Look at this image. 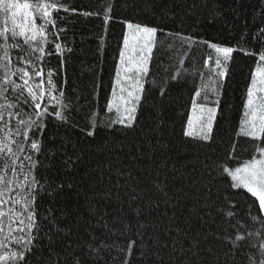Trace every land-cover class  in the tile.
Instances as JSON below:
<instances>
[{
  "label": "snow or ice",
  "instance_id": "snow-or-ice-1",
  "mask_svg": "<svg viewBox=\"0 0 264 264\" xmlns=\"http://www.w3.org/2000/svg\"><path fill=\"white\" fill-rule=\"evenodd\" d=\"M210 4L208 24L223 22L220 0ZM116 6H106L105 32ZM259 13L264 22V0ZM97 15L67 0H0V264H264V27L252 36L259 46L252 51L124 20L105 105L113 115L89 113L80 127L73 114L86 97L67 87L74 51L67 35L70 17ZM98 40L102 60L106 41ZM202 46L216 53L211 67L195 59ZM237 50L257 66L227 159L217 160L212 145L227 119L222 92ZM53 56L56 68L48 66ZM188 84L180 137L207 147L203 160L198 155L183 171L175 163L140 169L136 156L128 167H89L82 144L117 125L136 131L145 112L163 130L179 102L172 89ZM100 87L98 80L94 99Z\"/></svg>",
  "mask_w": 264,
  "mask_h": 264
},
{
  "label": "trees",
  "instance_id": "trees-1",
  "mask_svg": "<svg viewBox=\"0 0 264 264\" xmlns=\"http://www.w3.org/2000/svg\"><path fill=\"white\" fill-rule=\"evenodd\" d=\"M67 2L78 10L99 13L88 18L70 17L75 23L67 39L74 51L69 54L70 58L66 65L67 87L69 91L75 89L76 95L82 94L86 97L79 101L77 111L73 114L80 127L88 123L89 113H98L99 120H107L113 115L106 111L105 105L111 93L115 58L118 57V48L126 30L124 20L159 26L172 32L181 31L187 34L198 32L203 38L224 46L234 48L238 46L239 49L252 51H259L257 41L253 40L252 36L264 27L259 13L260 0H241V4L235 3L234 0H220L224 9L223 22H214L211 25L205 19L207 10L204 7L206 4L212 6L210 0H147L153 5L148 9L145 8L146 0H135L136 6H133V0H127V7L123 6L125 0H116L117 6L112 10L113 18L109 21L106 32L103 14L112 0H67ZM194 3L196 7H193ZM232 9L236 11L233 12ZM198 22L199 27H193ZM244 33H247L246 38L241 40V35ZM101 35L106 41L102 60L97 52L98 37ZM160 39L163 41L166 38L161 36ZM215 55L214 50L203 46L195 51V59L201 68L205 60L211 67L213 61L209 57ZM233 57L230 65L231 75L225 78L222 92V106L227 119L221 121L220 131L216 134V143L212 145L216 150L214 159L217 160L227 159L232 132L238 127L246 89L250 84L251 74L257 66V58L245 55L244 51H235ZM58 64L59 61L55 56L49 58V67L56 68ZM98 80L101 87L98 89V97L94 99L93 89ZM191 94V84L184 88L172 89L173 99L178 97L179 102L171 105L175 111L167 113L168 122L163 126V130H157L149 113L145 112L136 131L125 132L117 125L107 132H102L101 138L97 141L82 144L81 147L87 153L89 167L107 166L108 163L128 167L132 163V156H136L138 159L135 163L140 169L163 166L164 163L170 168L175 163L177 168L183 171V164H189L190 167L198 163L196 160L198 155L203 160V154L209 152V149L207 147L201 149L194 143L189 146L188 141L181 140L180 137V113L184 112L186 107H190ZM164 144H168L169 147L165 149ZM152 148L155 149L154 152L151 151ZM149 156L153 159L149 160ZM243 158H247V155L245 154ZM162 223L166 224L167 221ZM161 255L164 256L165 261L168 260L166 253ZM135 259L139 260L138 254Z\"/></svg>",
  "mask_w": 264,
  "mask_h": 264
},
{
  "label": "rangeland",
  "instance_id": "rangeland-1",
  "mask_svg": "<svg viewBox=\"0 0 264 264\" xmlns=\"http://www.w3.org/2000/svg\"><path fill=\"white\" fill-rule=\"evenodd\" d=\"M257 79H259V76L257 77Z\"/></svg>",
  "mask_w": 264,
  "mask_h": 264
}]
</instances>
